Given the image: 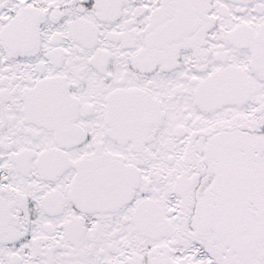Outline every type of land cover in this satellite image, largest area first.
<instances>
[{"label":"snow or ice","instance_id":"obj_1","mask_svg":"<svg viewBox=\"0 0 264 264\" xmlns=\"http://www.w3.org/2000/svg\"><path fill=\"white\" fill-rule=\"evenodd\" d=\"M0 264H264V0H0Z\"/></svg>","mask_w":264,"mask_h":264}]
</instances>
